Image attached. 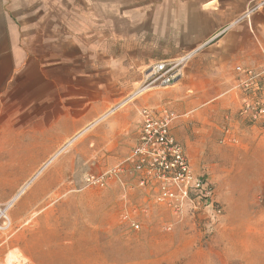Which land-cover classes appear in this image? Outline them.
<instances>
[{
  "label": "rangeland",
  "instance_id": "1",
  "mask_svg": "<svg viewBox=\"0 0 264 264\" xmlns=\"http://www.w3.org/2000/svg\"><path fill=\"white\" fill-rule=\"evenodd\" d=\"M90 1L83 0V42L67 49V63L50 67L53 75L76 76L67 86L54 87L61 80H53V103L64 94L71 98L68 127L50 140L37 138L42 148L20 160L14 175L5 171L4 178L10 176L14 193L19 194L14 208L24 207L14 214L18 225L8 221L12 209L0 215V227L14 234L13 243L19 248L13 263L264 264V149L244 163L240 174L216 170L206 175L213 188L212 200L221 209L218 216L201 206H191L181 217L154 205L132 214L146 204L141 192H128L123 200L117 182L110 181L105 188L86 185V177L100 176L128 157L144 107L139 98L130 103V115L125 114L126 107L113 112L53 157L82 129L77 125L71 131L76 118L85 126L102 117L143 86L151 65L178 61L191 53V30H187L191 0H99L98 9L95 4L88 9ZM262 1L217 2L251 10ZM204 2L195 0L196 7ZM190 60L191 56L180 65L179 83ZM221 116L211 139L218 152L235 151L236 141L221 143L226 129ZM201 134L196 127L191 131L196 150ZM126 212L138 222V230L122 219ZM245 212L254 216L246 225Z\"/></svg>",
  "mask_w": 264,
  "mask_h": 264
},
{
  "label": "crops",
  "instance_id": "2",
  "mask_svg": "<svg viewBox=\"0 0 264 264\" xmlns=\"http://www.w3.org/2000/svg\"><path fill=\"white\" fill-rule=\"evenodd\" d=\"M217 1L205 0L196 7L195 0H191L187 21L191 60L178 85L142 92L138 88L85 126L76 118L71 131L77 125L82 129L69 137L53 157L113 112L126 107L125 114L130 115V103L139 98L142 109L158 115L174 113L171 132L196 175L208 176L216 170L240 174L246 161L256 159V153L264 149V127L261 121L243 116L241 108L246 100L264 104V1L256 2L251 10ZM248 1L250 4L254 0ZM94 4L99 8V0H91L88 9ZM83 16V0H0V214L13 210V217H7L10 225H18L14 214L24 207L14 208L19 194L14 193L10 176L4 178L5 171L14 175L20 160L42 148V142H35L37 138L50 140L53 134L58 136L62 128L68 127L65 120L71 98L64 94L53 103V80H61L54 87L67 86V81H74L76 76L53 75L50 67L67 63V49L83 42ZM89 34L93 38V31ZM237 68L242 71L237 72ZM247 71L258 77L250 79ZM220 116L225 118L226 128L238 144L235 151L218 152L215 139H211ZM195 127L202 132L198 150L197 143L191 141ZM139 128L140 119L135 143ZM30 139L33 141L28 143ZM212 160L220 164H213ZM252 217L250 213L243 214V224H249ZM13 238V233L6 234L0 227V264H14L12 257L19 248Z\"/></svg>",
  "mask_w": 264,
  "mask_h": 264
},
{
  "label": "built area",
  "instance_id": "3",
  "mask_svg": "<svg viewBox=\"0 0 264 264\" xmlns=\"http://www.w3.org/2000/svg\"><path fill=\"white\" fill-rule=\"evenodd\" d=\"M183 62L180 59L151 65L144 74L142 90L167 89L177 85L182 77L180 65ZM236 70L242 71L240 68ZM246 74L250 79L258 77L251 71ZM241 114L251 121H261L264 127L263 103L246 100ZM174 120L175 115L172 112L158 115L152 110L142 109L137 141L128 157L100 176L86 177V185L105 188L110 181L117 182L123 189V200L128 192H141L146 204L137 207L139 210L135 209L132 214L137 211L144 213L149 208L148 205H154L168 210L176 217H181L191 206L213 209L215 216L220 215V207L212 200L211 182L206 176L194 173L182 145L171 132ZM230 135L226 128L221 143L235 142ZM122 219L133 230L139 229L138 222L128 212L122 215Z\"/></svg>",
  "mask_w": 264,
  "mask_h": 264
},
{
  "label": "bare ground",
  "instance_id": "4",
  "mask_svg": "<svg viewBox=\"0 0 264 264\" xmlns=\"http://www.w3.org/2000/svg\"><path fill=\"white\" fill-rule=\"evenodd\" d=\"M189 57H190V55H187L186 57L182 58V59H181V62H183L184 60L188 59ZM145 90H146V89H145ZM145 90H142L141 87L138 89L139 92H142V91H145ZM74 142H75V141H74ZM72 143H73V142H72ZM3 214H4V212L2 211L0 215H3Z\"/></svg>",
  "mask_w": 264,
  "mask_h": 264
}]
</instances>
